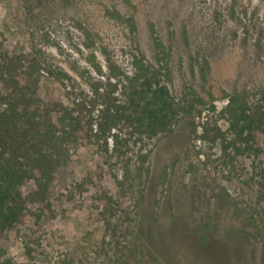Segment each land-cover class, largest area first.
Instances as JSON below:
<instances>
[{
	"label": "rangeland",
	"instance_id": "rangeland-1",
	"mask_svg": "<svg viewBox=\"0 0 264 264\" xmlns=\"http://www.w3.org/2000/svg\"><path fill=\"white\" fill-rule=\"evenodd\" d=\"M137 58L203 103L152 137L100 131ZM18 86L19 105L60 101L81 131L49 197L0 234L12 263L264 264V130L234 142L222 112L224 93L263 99L264 0H0V94Z\"/></svg>",
	"mask_w": 264,
	"mask_h": 264
},
{
	"label": "trees",
	"instance_id": "trees-1",
	"mask_svg": "<svg viewBox=\"0 0 264 264\" xmlns=\"http://www.w3.org/2000/svg\"><path fill=\"white\" fill-rule=\"evenodd\" d=\"M155 46L165 54L161 42L155 40ZM134 66L137 72L131 77L126 106L108 103L110 98L106 96V104L99 110L100 131H109L125 120L138 133L152 137L168 131L178 115L191 114L194 101L203 103L193 90L182 101H176L143 59H135ZM95 69L100 71L101 67L97 65ZM17 88L20 94H0V105L4 106L0 110V234L22 222L28 201L42 203L49 197L54 173L69 158L68 142L81 131L69 118L56 120L54 115L64 111L60 101L19 105L18 99L26 94ZM224 98L222 112L234 142L251 144L254 133L264 130V96L252 102L245 92L235 91L224 93ZM31 182L32 188L24 193L21 187ZM0 264L15 263L0 252Z\"/></svg>",
	"mask_w": 264,
	"mask_h": 264
}]
</instances>
